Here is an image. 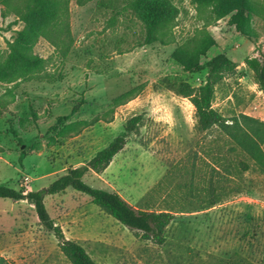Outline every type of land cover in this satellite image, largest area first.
Masks as SVG:
<instances>
[{"label": "rangeland", "instance_id": "rangeland-1", "mask_svg": "<svg viewBox=\"0 0 264 264\" xmlns=\"http://www.w3.org/2000/svg\"><path fill=\"white\" fill-rule=\"evenodd\" d=\"M128 1L69 0L71 39L63 53L60 43L38 36L30 52L43 59L42 70L0 76V184L44 188L66 168L86 163L139 115L109 165L88 171L83 181L117 191L136 208L170 210L165 241L144 238L70 187L44 197L64 236L100 264H264V160L223 126L199 130L190 99L175 90L205 79V69L192 71L188 63L225 53L237 66L216 84L213 107L228 125L241 113L264 121V94L245 64L263 47L264 0H255L263 11L258 7L251 19L255 43L231 22L233 7L217 10L209 0H169L174 15L147 42ZM1 11L0 5L5 58L23 23ZM120 97L132 98L121 103ZM238 119L253 135L256 125ZM0 255L14 264H71L27 200L0 198Z\"/></svg>", "mask_w": 264, "mask_h": 264}, {"label": "trees", "instance_id": "trees-1", "mask_svg": "<svg viewBox=\"0 0 264 264\" xmlns=\"http://www.w3.org/2000/svg\"><path fill=\"white\" fill-rule=\"evenodd\" d=\"M209 1L217 10L223 6L233 7L235 11L231 14V22L242 35L254 43L257 42L259 35L251 25V19L259 15L260 9L263 11L259 1ZM128 3L145 26L147 42L155 39L156 32L166 27L169 19L174 15V7L169 0H130ZM68 4L69 0H0L2 15H13L16 20L23 23L22 28L16 31L13 40L7 42L8 51L5 58H0V76H4L6 72V75L10 76L24 74L26 77H31L42 70L43 59L30 52V44L36 41L38 36L45 38L55 47L60 43L63 53L67 41L69 43L71 39L68 30ZM101 5L105 6L106 2ZM62 35L65 36L64 39ZM259 47L260 55L247 57L245 64L253 72L255 82L264 94V42L263 47ZM188 66L192 71L206 70L205 79L200 85L194 87L187 83H178L175 88L178 94L190 99L198 129L205 131L215 126H223L232 137L245 140L246 152H249L254 159L261 157L264 160V153L259 145V140L264 139V121L241 113L238 117H234L231 125H228L222 114L213 107L216 84L226 74L235 71L236 63L225 53H218L203 63L195 61L188 63ZM129 98L132 97H120L117 102L122 103ZM239 117L244 122L247 120L256 125L251 131L253 135L242 129ZM139 121V115L127 119L123 131L106 146L96 151L86 163L66 168L48 186L37 191H27L0 184V198L27 200L33 203L39 223L58 239L60 251L71 264L100 263L95 262L79 242L66 238L61 227L53 221L46 209L44 203L46 195L64 191L69 187L88 195L93 203L118 222L141 231L144 238L152 239L157 244L163 243L164 231L173 218L170 210L139 209L127 202L117 191L93 187L83 181V176L88 171L99 173L109 165L113 156L123 148L127 137ZM208 191L210 195L215 196L214 187H210ZM218 200L219 197L211 199L208 206L214 205ZM0 264L14 263L0 255Z\"/></svg>", "mask_w": 264, "mask_h": 264}]
</instances>
